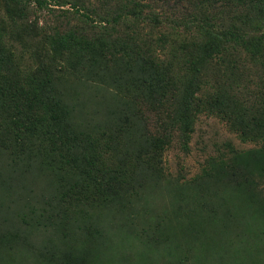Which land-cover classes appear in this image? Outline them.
Here are the masks:
<instances>
[{"label":"trees","instance_id":"obj_1","mask_svg":"<svg viewBox=\"0 0 264 264\" xmlns=\"http://www.w3.org/2000/svg\"><path fill=\"white\" fill-rule=\"evenodd\" d=\"M6 1L22 9L27 0ZM55 1L69 3L76 22L64 28L59 22L50 38L53 58L63 59L60 67L79 74V81L111 89L123 111L110 131H81L73 107L64 100L62 73L54 77L43 64L35 70L19 64L13 66L15 72L8 70L6 24L12 37L16 22L13 7L6 6L9 21L0 11V156L6 154L21 176L52 174L65 196L60 203V194L55 195L62 207L53 212L57 218L51 223L58 230H77L71 232L73 238L63 232L69 243L52 264H101L104 249L96 243L102 229L89 220L91 215L78 229L72 214L79 210L71 211V206L83 199L97 209L137 194L132 181L142 166L159 170L161 151L175 134L187 141L202 112L222 118L242 139L257 145L238 149L227 143L226 152L208 158L201 173L179 189L189 190L199 217L202 209L213 222L249 217L259 225L255 234L260 238L264 0ZM111 141H116L114 152ZM120 153L125 156H116ZM236 199L240 205L233 212ZM247 254L251 259L250 250L244 259Z\"/></svg>","mask_w":264,"mask_h":264},{"label":"rangeland","instance_id":"obj_2","mask_svg":"<svg viewBox=\"0 0 264 264\" xmlns=\"http://www.w3.org/2000/svg\"><path fill=\"white\" fill-rule=\"evenodd\" d=\"M6 6L14 8L11 15L16 22L12 23V37L6 24L5 46L12 64L8 70L15 72L13 66L17 64L35 70L43 64L54 77L62 73L66 77L64 100L73 107L79 129L110 131L123 111L122 103L102 83L79 81V74L60 67L63 59L53 58L50 38L59 22L62 28L76 22L71 5L55 0L39 5L36 0H27L21 9L20 4L0 0V11L9 21ZM144 30H149L147 24ZM152 126L148 125L151 130ZM187 136L185 142L179 134L173 136L161 151L159 170L142 166V174L132 181L138 193L126 198L128 201L124 197L121 202L95 209L83 199L75 200L71 211L79 210L72 214L78 229L82 230L88 215L102 229L96 243L104 249L101 264H264V233L257 237L255 233L261 229L256 222L241 215L233 221H208L204 209L200 217L197 215L199 207L189 190L179 189L201 173L208 158L226 152L227 143L238 149L257 143L242 139L225 120L205 112L196 115ZM115 142H109L113 152ZM5 155L0 156V264H52L73 238L71 232L77 231L58 230L51 223L57 218L53 212L62 207L60 198L65 196V188L52 174L23 172L25 178L20 179L22 171H14ZM260 186L264 190V179ZM58 193L60 203L55 197ZM239 205L234 200L231 211H238ZM221 214L219 209L218 216ZM63 232L70 237L63 240ZM246 250L252 253L251 259L248 254L244 259Z\"/></svg>","mask_w":264,"mask_h":264}]
</instances>
